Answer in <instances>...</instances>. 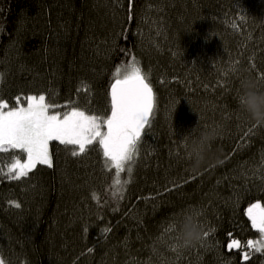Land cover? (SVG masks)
Listing matches in <instances>:
<instances>
[{
	"label": "trees",
	"instance_id": "trees-1",
	"mask_svg": "<svg viewBox=\"0 0 264 264\" xmlns=\"http://www.w3.org/2000/svg\"><path fill=\"white\" fill-rule=\"evenodd\" d=\"M132 3L129 21L127 0H0V94L10 105L18 95L43 93L53 103L74 101L107 116L112 73L132 56L157 95L152 127L119 202L110 194L116 170L103 169L98 145L73 157L52 141V168L37 165L20 181L0 176L4 264H182L189 254L196 255L192 264H247L234 254L252 251L243 245L259 238L245 213L264 205V126L245 136L253 123L218 82L225 73L234 79L235 61L236 74L264 72V0ZM82 81L90 95L83 88L77 95ZM209 126L219 132L218 162L192 172L184 137ZM12 156L0 153V166ZM193 210L216 232L204 246L174 251L175 233L164 230L173 214ZM229 233L242 242L231 253ZM263 260L254 253L251 264Z\"/></svg>",
	"mask_w": 264,
	"mask_h": 264
},
{
	"label": "snow or ice",
	"instance_id": "snow-or-ice-1",
	"mask_svg": "<svg viewBox=\"0 0 264 264\" xmlns=\"http://www.w3.org/2000/svg\"><path fill=\"white\" fill-rule=\"evenodd\" d=\"M129 8L128 20L133 19L131 9L132 0H127ZM243 18V17H242ZM118 35H126L123 32ZM126 56L131 55L130 50L122 49ZM233 62L229 72L234 79L229 82L228 73H225V80L218 82V86L227 93L232 94V98L237 104L238 87L235 64ZM250 70L255 69V64H250ZM258 84H264V72H257L255 77ZM4 83V74L0 73V86ZM163 83V81H161ZM82 88L86 94H91L90 85L83 81L77 87V95ZM109 107L110 114L107 116L89 114L88 109L81 110L76 107V102L68 101L65 105L53 104L46 99V94L20 95L14 97L15 105H10L2 94H0V153L13 152L12 162L4 173L10 180L20 181L23 177H28L37 165L53 167V157L49 150L52 141H58L65 146L73 157L87 155L91 150L89 146L98 145V150L102 151L103 169L105 171L114 168L116 179L111 186V197L119 202L125 196V189L131 183L134 166L139 162L143 138L146 129H150L153 124V117L157 107V95L150 84L148 76L142 72L138 66L136 57L132 56L126 63L121 62L112 73L109 82ZM26 101V106L21 100ZM60 108H70V111H59ZM239 118V117H238ZM258 126L251 124L245 132V136L251 135ZM69 146H73L69 148ZM185 148V143L183 144ZM26 155V159L21 161L16 154ZM0 173L3 167L0 166ZM126 173L127 179L121 180L120 174ZM174 187H179L175 185ZM171 191V189H165ZM93 199L99 200L98 194L93 193ZM15 208L21 205L11 202ZM99 206V203H98ZM197 217L198 225L203 229V238L199 242L204 246L205 242L215 234V227L207 226L200 219L202 211L193 210ZM251 222V228L259 234L256 240H248L247 249L252 251L237 252L241 262L251 264L254 253L264 255V207L260 203L252 204L245 213ZM180 213L173 214L165 233L172 234L170 238L177 240ZM110 231V229H109ZM227 248L231 253L233 249H241L242 242L232 238L229 233V243ZM172 249L178 250L177 244L172 245ZM89 252L92 249H88ZM0 264H4L0 260Z\"/></svg>",
	"mask_w": 264,
	"mask_h": 264
},
{
	"label": "clouds",
	"instance_id": "clouds-1",
	"mask_svg": "<svg viewBox=\"0 0 264 264\" xmlns=\"http://www.w3.org/2000/svg\"><path fill=\"white\" fill-rule=\"evenodd\" d=\"M237 87V111L249 122L264 126V87L246 69L237 71ZM218 135V130L209 126L184 137L186 159L192 172H198L206 164L218 162L213 151ZM176 235L179 248L192 247L201 241L203 229L193 212H185L179 217Z\"/></svg>",
	"mask_w": 264,
	"mask_h": 264
},
{
	"label": "rangeland",
	"instance_id": "rangeland-1",
	"mask_svg": "<svg viewBox=\"0 0 264 264\" xmlns=\"http://www.w3.org/2000/svg\"><path fill=\"white\" fill-rule=\"evenodd\" d=\"M28 95H31V94H28ZM32 95H37V94H32ZM27 95H22V97H26ZM38 96V95H37ZM49 98L52 100V96H51V94H49V95H46V99L47 100H49ZM51 100H49V102H51V103H53V101H51ZM21 103L24 105V106H26V101H24L23 99L21 100ZM53 104H59V105H65V103H53ZM15 105V100H14V103L12 104V106H14ZM80 109V108H79ZM59 111H61V112H63V111H70L71 109L70 108H60V109H58ZM18 151V150H17ZM18 156L20 157V159H21V161L23 162V160L24 159H26V155H23V154H19L18 153ZM12 161H10L9 163H7V165H4L3 166V173H0V176H3V175H5L4 173H6L7 172V167H8V165H10V163H11ZM258 173V172H257ZM262 207H264V205H261ZM194 246H197V244L196 245H194ZM194 246H192V247H190V248H193ZM179 250V249H178ZM175 251H177V250H175ZM180 251V250H179ZM174 252V251H173ZM184 253V252H183ZM191 254H189V255H187L186 256V259L184 260V258H183V262H182V264H192L193 262V258L196 256V255H191ZM181 256H183V255H181ZM198 257V256H197ZM261 264H264V260L261 262Z\"/></svg>",
	"mask_w": 264,
	"mask_h": 264
},
{
	"label": "bare ground",
	"instance_id": "bare-ground-1",
	"mask_svg": "<svg viewBox=\"0 0 264 264\" xmlns=\"http://www.w3.org/2000/svg\"><path fill=\"white\" fill-rule=\"evenodd\" d=\"M17 155H18V153H17Z\"/></svg>",
	"mask_w": 264,
	"mask_h": 264
}]
</instances>
